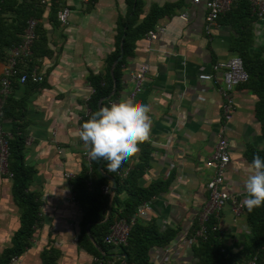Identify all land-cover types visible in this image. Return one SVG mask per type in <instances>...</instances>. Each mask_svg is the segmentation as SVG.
<instances>
[{
	"label": "crops",
	"instance_id": "0c3cea01",
	"mask_svg": "<svg viewBox=\"0 0 264 264\" xmlns=\"http://www.w3.org/2000/svg\"><path fill=\"white\" fill-rule=\"evenodd\" d=\"M144 2L142 18L152 7L173 6L174 13L160 21L159 25L167 30L156 41L144 38L138 42L134 57L122 68L120 95L113 102L126 99L135 105L148 104L151 109L150 137L142 144H149L153 153L141 187L148 188L174 177L168 192L149 203L147 217L141 221L156 223L163 233L169 230L177 233L169 246L151 249L152 264H201L196 252L197 239L191 234L194 226H201L210 202L207 186L215 173L207 163L215 153L217 134L225 121V102L220 94L224 88L223 73L214 72L213 66L237 56L231 47L239 34L226 16L208 32L205 1L199 5L193 0ZM90 4L91 0H68L66 8L71 15L66 26L58 19L55 24L48 9L45 26L54 54L36 68L46 87L27 90L22 86L15 91L17 99L28 102L26 162L38 172L30 191L38 194L43 203L42 227L36 230L32 247L19 258L18 264H44V255L49 251L59 253L57 264L98 262L79 246L83 213L75 201L72 183L90 165L88 149L78 132L91 114L89 101L94 88L90 77L106 76L108 58L120 42L119 19L128 15L129 10L126 0H97L94 8L88 10ZM243 10H237L238 14H243ZM185 14L187 18L183 17ZM251 19L248 21L253 43L249 54L255 61H263L264 20L254 15ZM123 40L119 43L121 55L111 69L112 76L124 59ZM142 69L147 71L143 90L131 99L135 88L133 75ZM2 71L0 65V74ZM202 75L211 76L212 80L202 81ZM116 92L115 83L111 96L102 99L99 106L102 108ZM234 100V115L227 132L231 164L225 187L231 197L238 198L247 195L244 181L252 171V150L264 149V136L256 119L257 95L242 85L235 89ZM6 130L10 135V124ZM142 144L133 157V166L140 161ZM70 175L72 180L67 178ZM21 215L12 180L0 177V257L12 247ZM220 222L226 248L238 253L250 234L246 211L237 217L230 202L222 211ZM123 255L126 254L120 248L114 249L110 252L112 260L107 263L122 260L124 264Z\"/></svg>",
	"mask_w": 264,
	"mask_h": 264
},
{
	"label": "trees",
	"instance_id": "16d2710c",
	"mask_svg": "<svg viewBox=\"0 0 264 264\" xmlns=\"http://www.w3.org/2000/svg\"><path fill=\"white\" fill-rule=\"evenodd\" d=\"M96 1L91 0L88 10L94 8ZM67 3L68 0H0V65L7 64L14 49L22 44L29 22L31 20L37 22L32 55L19 62L17 69L20 73L11 78V93L2 107L1 123L5 127L8 124L11 126L9 169L13 174L11 180L15 201L20 207L22 215L20 229L14 236L12 247L1 255L0 264H11L13 259L22 257L32 247L31 241L34 234L43 224V203L38 194L30 191L38 172L26 162V143L30 127L27 120L28 102L25 99H17L15 91L22 86L27 90L46 87L45 79L41 83H33L30 78L26 84L21 85L20 78L24 74L32 77L44 59L53 57L54 53L50 49L49 31L45 26L46 14L49 9L52 21L57 24L58 14L66 8ZM126 3L129 13L125 17H120L118 22L119 43L124 39V59L115 68L114 76H112V66L121 55L118 43L115 53L108 58L106 76L97 77L93 75L90 77V83L94 88V95L89 101L91 114L82 124L100 110V101L111 96L115 83L117 86L116 94L102 107L117 101L123 78L122 68L126 66L130 58L134 57L138 42L144 39L148 33L154 31L161 20L173 16L174 13L173 6L152 7L146 17L142 18L145 14L144 0H126ZM240 8H244L241 15L238 14ZM252 14L251 3L244 0L225 16L229 17L239 34V37L234 40L231 51L242 58L249 74L248 83L243 85L251 88L259 98L256 106V119L261 124L264 136V60L255 61L256 59L249 54V48L253 43V31L248 20H252L254 15ZM2 83L3 76L0 74V100L2 99ZM152 153L153 150L149 144H142L139 163L133 166L132 157L121 169L123 171L131 169L127 177H119L109 172L108 165L105 163L104 171L114 177L118 185L112 205V214L107 223L104 222L110 209L111 195H105L103 188L111 187V183L98 173V167L102 161L91 159L90 166L84 168L83 172L73 180L75 201L83 213L79 246L81 250L98 260L95 264H108L107 262L112 260L110 252L118 248L128 256V264H152L151 249L167 247L177 237V233L173 230L163 233L156 223L146 224L137 219L128 237L127 246H118L107 242L108 237L112 234V228L117 223L122 220L131 223L138 209L144 204L153 202L158 196L167 193L172 185L174 177L167 181L154 183L148 188L141 187L140 181L151 167ZM257 154L264 158V149L262 151L253 149L252 160ZM245 211L250 234L246 237V243L238 253L230 252L226 248L220 229V217L214 215L209 218L204 225L206 232L202 236H198L201 231L200 224L194 226L191 236L197 239L196 252L201 264H264V206L252 210L246 207ZM89 225L90 228L88 229ZM44 257V264H57L59 253L49 251ZM116 264H122V260Z\"/></svg>",
	"mask_w": 264,
	"mask_h": 264
},
{
	"label": "built area",
	"instance_id": "2783aa9c",
	"mask_svg": "<svg viewBox=\"0 0 264 264\" xmlns=\"http://www.w3.org/2000/svg\"><path fill=\"white\" fill-rule=\"evenodd\" d=\"M89 0H86L88 2ZM205 1L206 7L208 10L205 24L206 30L208 32L217 25L219 20L225 16L227 13L232 11V9L244 0H193V3L199 5ZM251 3L252 11L254 15L260 19L264 20V0H248ZM71 12L69 9L65 8L58 14L59 22L66 26L68 25ZM187 18L185 14L183 16ZM36 27L37 22L31 20L28 24V29L26 31L24 40L22 44L14 49L12 55L9 58L7 64L3 65V83H2V99L0 100V177H7L9 179L13 178V174L9 169V158H10V146H9V133L6 130V127L1 123L2 120V107L4 101L11 93L12 81L11 78H14L19 75L20 71L17 69L19 62H22L29 58L32 55V48L34 45V40L36 38ZM167 27L157 25L156 29L148 33L145 37L148 41H156L162 33H165ZM214 72L223 73L224 88L220 91V94L225 102L224 106V123L218 131L217 134V144L216 150L213 157L208 161L207 167L214 170V177L209 182L207 189L210 193V202L205 209V213L201 219V231L198 233V236H202L206 232L205 224L211 216L220 217L222 211L226 206L232 202L233 212L239 217L245 210L246 206L243 205L242 201L246 198L239 196L238 198L231 197L229 191L225 187L226 185V173L231 164V155H230V145L227 138L228 126L234 115V92L237 87H240L243 84L248 83L250 77L247 73L244 65V61L239 56L234 57L227 63H219L213 66ZM147 71L142 69L140 72L133 75V80L135 83L134 92L131 94V99L142 92L143 85L145 82ZM32 79L33 83H41L44 78L38 74L36 70L32 77L27 74L22 75L20 78V84L24 85L28 80ZM202 81H211L212 77L208 75H202ZM117 103V102H113ZM111 103V104H113ZM89 165L91 163V158L87 156ZM131 169L126 171L120 170L119 172H112L119 177H127L130 174ZM69 180H72V175L67 176ZM103 193L105 195H111V187L103 188ZM149 203L144 204L140 209H138L136 215L132 219L131 223L126 220H122L117 223L112 228V234L108 237L107 242L109 244H116L118 246H127L128 237L131 233L132 227L136 224L137 219H144L147 217V209ZM222 232V231H221ZM19 259H13L11 264H18ZM254 264V263H251Z\"/></svg>",
	"mask_w": 264,
	"mask_h": 264
},
{
	"label": "clouds",
	"instance_id": "9594fccd",
	"mask_svg": "<svg viewBox=\"0 0 264 264\" xmlns=\"http://www.w3.org/2000/svg\"><path fill=\"white\" fill-rule=\"evenodd\" d=\"M148 104L135 105L123 99L100 108L79 129L78 136L89 157L106 162L109 172H119L140 151V144L150 137L152 119ZM251 174L244 181L249 210L264 206V158H253Z\"/></svg>",
	"mask_w": 264,
	"mask_h": 264
},
{
	"label": "water",
	"instance_id": "95a60500",
	"mask_svg": "<svg viewBox=\"0 0 264 264\" xmlns=\"http://www.w3.org/2000/svg\"><path fill=\"white\" fill-rule=\"evenodd\" d=\"M124 45V40H123V43ZM122 55H123V52H122ZM119 62V61H118ZM117 62V64H118ZM106 162H101L99 167H98V173L104 178V179H107L110 183H111V199H110V209L108 211V215H107V218L105 220L104 223H107L111 217V214H112V205H113V201H114V197L117 193V189H118V185H117V181L114 177H112L111 175L107 174L105 171H104V165H105ZM124 258V264H127V261H128V256L127 255H123L122 256Z\"/></svg>",
	"mask_w": 264,
	"mask_h": 264
}]
</instances>
